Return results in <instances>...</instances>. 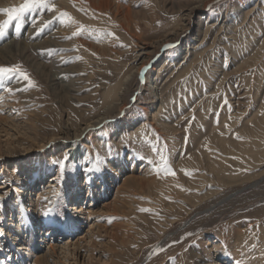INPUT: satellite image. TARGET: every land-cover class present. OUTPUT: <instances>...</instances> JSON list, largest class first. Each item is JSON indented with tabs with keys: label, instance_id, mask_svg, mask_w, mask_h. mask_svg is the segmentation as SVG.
<instances>
[{
	"label": "rangeland",
	"instance_id": "374dc122",
	"mask_svg": "<svg viewBox=\"0 0 264 264\" xmlns=\"http://www.w3.org/2000/svg\"><path fill=\"white\" fill-rule=\"evenodd\" d=\"M62 1L0 37V67L33 82L0 78V264L33 262L23 263L18 207L42 222L57 205L53 237L36 228L38 264H264V0H108L99 13L86 0L61 22ZM124 73V114L76 139Z\"/></svg>",
	"mask_w": 264,
	"mask_h": 264
},
{
	"label": "bare ground",
	"instance_id": "6f19581e",
	"mask_svg": "<svg viewBox=\"0 0 264 264\" xmlns=\"http://www.w3.org/2000/svg\"><path fill=\"white\" fill-rule=\"evenodd\" d=\"M84 1H86V0H63L62 2V7L61 8H59V10H62V9H65V11L71 16H73L74 17V15H73V13L74 12H72V11H70L69 9H70V4L69 3H71L72 2V6L74 7V5L76 6L75 7V10L77 9L78 11L80 10V8L81 7H79V5H82V2H84ZM91 3V2H90ZM92 3H93V5H91L92 7L90 8V9H92V8H94L93 10H96L97 11V13H99V12H101V11H104V10H108V0H106V1H98V4H96L97 3V1H95V0H93L92 1ZM91 3V4H92ZM63 4H66L65 6L63 5ZM95 4L97 5V8L95 7ZM89 9V10H90ZM76 10V11H77ZM81 11H82V9H81ZM82 12H84V11H82ZM76 13V12H75ZM83 14V13H82ZM90 14V13H89ZM193 14H196V11H195V9L193 8V9H191L190 11H189V17H191V16H193ZM80 16V15H79ZM84 17V16H83ZM72 18V17H71ZM127 18V17H126ZM96 20V19H95ZM94 20V21H95ZM128 20V19H127ZM74 22V21H73ZM86 23V22H85ZM88 23V22H87ZM129 23V22H128ZM89 25H91V24H89ZM186 28V27H185ZM184 28V29H185ZM68 29L69 28H67V26H66V28H63V33L65 34V32L66 31H68ZM184 29H182V31L181 32H177L176 34H174V38H177V39H179L180 38V36L181 35H183L184 34ZM30 30H32V29H30ZM180 31V30H179ZM187 31V30H186ZM13 34V33H12ZM165 41H166V39H165ZM183 43H184V46L185 45H187V46H189L188 44H190V39L189 38H186V39H184L183 41H182ZM53 43H55V45H57L56 47H62L61 45H59L56 41H53ZM165 44H167L166 42H161V45L159 46V48H163V46L165 45ZM155 47V46H154ZM142 49V48H141ZM145 49V48H144ZM141 51V50H140ZM146 55H148V54H146ZM146 55H145V52H143L142 51V53L141 54H139V55H137V61H139V60H147L148 58L146 57ZM143 56V57H142ZM181 55H179V57H180ZM149 57V56H148ZM144 63V62H143ZM146 64H148V62L146 63ZM145 65V64H144ZM140 68V67H139ZM144 68V67H143ZM141 70V69H140ZM137 73H139V70H137L136 71ZM123 73V72H122ZM128 74H129V72H128ZM202 75V74H201ZM132 77H133V75H132ZM144 81V85L142 86V88L143 89H146V90H149V92H151V89H149L150 87H148L149 86V84H148V82H147V80H143ZM130 82V81H129ZM129 84L128 83V81H127V77H126V74L124 73L123 75H122V78H121V80H120V82L118 83V85L116 86V87H113V89L110 91V93L108 94V95H106V97H104V101H107V103H108V107L106 108V110L100 115L101 117L99 118V119H97V121H96V123H95V125L94 126H92L91 124H86L83 128H81V130H78V131H76L75 133H74V137L77 139H79V140H81L82 139V137L83 136H85V135H88L89 133V131L91 130V129H96V127H98V126H103L104 125V123H106L108 120V118L111 116V115H113L114 113H118V114H121V113H123L124 114V112H125V110H126V106H127V104H125V101H124V96H123V94H120V90H122V89H120L121 88V86L122 87H125L127 84ZM118 87H119V89H118ZM2 88V87H1ZM0 88V93L3 95H5V97H7L8 95L5 93L6 92V90H2ZM253 88V87H252ZM119 91H118V90ZM3 91V93H2V91ZM126 91V90H125ZM124 92V91H123ZM122 92V93H123ZM152 93V92H151ZM3 95V96H4ZM7 95V96H6ZM152 95V94H151ZM156 95H157V93H156ZM155 96V95H154ZM5 100H8V99H5ZM4 100V103H6L7 101H5ZM10 100V99H9ZM152 102H153V104L154 103H156L155 102V97L151 100ZM7 105H9L8 103H6ZM1 105V104H0ZM12 105V104H11ZM6 106V105H5ZM154 106H155V104H154ZM4 107V106H3ZM11 107V106H10ZM13 107V106H12ZM2 110H4V109H2ZM4 118V117H3ZM122 119H120L119 118V122H118V124H117V127L119 128V130L120 129H124V131H128V130H126V128H128V127H130V123H128V121L127 120H125V119H123L124 117H121ZM5 119H8V118H4V120ZM2 120V119H1ZM9 120V119H8ZM154 120V119H153ZM264 122V121H263ZM4 123V122H3ZM10 123V122H9ZM11 123H12V121H11ZM108 123V122H107ZM6 125V124H5ZM9 128V127H8ZM126 133V132H125ZM59 135V134H58ZM58 135H55L54 137H53V139H51L50 141H48V142H44L43 144H38L39 146V148L41 149V150H46L49 146H50V144L51 143H55V142H57V140H60V139H58V138H60ZM61 135H64L65 137L66 136H68V135H70V131H68V130H66V132H63V134H61ZM36 139V138H35ZM60 149H62V151H64V152H70V151H73V147H72V145L71 144H63L61 147H60ZM88 154H90V153H88ZM76 155H78V157L81 155L80 153H77L76 152ZM79 159V158H78ZM90 159V158H89ZM88 159V160H89ZM116 161V160H115ZM115 161H112V163H110V167L112 168H114V170H115V173H117L118 172V170L117 169H115L116 167H117V165H116V162ZM131 161H132V164H133V162L135 161L136 162V159L134 160V158H131ZM130 161V162H131ZM119 168V167H118ZM121 170V169H120ZM216 171V170H215ZM35 173V171H33V174ZM147 174V173H146ZM43 177L41 176L40 177V179H39V183H42L43 182ZM52 182H54V179H52ZM57 186V185H56ZM81 190H82V186H80L79 187V189H77V190H75V199H77L78 198V195H79V193L81 192ZM19 193H21V192H19ZM93 194V193H92ZM95 196V195H94ZM89 198H91V197H89ZM99 198V197H98ZM97 199V198H96ZM43 202V200L42 201H37V203L35 204V206H33V208L31 209V210H35L36 208H37V206L38 205H42L41 203ZM45 203V202H44ZM60 205V204H59ZM61 206V205H60ZM60 206L58 207V205L55 207V208H53L52 210H48L47 212L49 213V216H48V220L46 221V220H42V222L41 221H37V222H34L33 221V219H34V217H27V216H29L28 214L27 215H22V213L23 212H26V210H24V208L22 207V208H19L18 207V209H17V214L19 215V221H20V223H21V226H20V228L19 229H16L15 230V232L17 233V237L18 238H20V237H22V232H23V230L25 229V232L27 233V238H28V240L26 241V240H23V241H21L20 240V244H21V246L23 247V245L26 247V252H27V255H25L24 257H22V259H23V263H26L27 261H29V260H32L33 262H32V264H38V262H39V260L40 259H38V257L41 255H36V253H41L42 251H41V249H42V247H41V245L39 244V241L37 242V227L39 226H41V233H40V236L42 235V237L44 238V237H49V239H50V237H53V234L55 233V232H57V228L59 227V223L57 222L56 223V221L57 220H60V219H62L63 218V213H62V210L60 209ZM43 207V206H42ZM46 208V207H45ZM46 209H48V208H46ZM75 209H77V208H75ZM46 211V210H45ZM81 211V210H80ZM44 212V211H43ZM78 212V211H77ZM41 216H43V213L41 214ZM24 222V223H23ZM23 223V224H22ZM37 228V229H36ZM67 229H69L70 230V232L69 233H71V231H73V230H75V229H78L79 227H78V224H77V221H73V220H70V221H68V223H67V227H66ZM39 236V235H38ZM50 242V241H49ZM15 243V242H14ZM53 243V242H52ZM11 245H13V244H11ZM15 245V244H14ZM17 246H18V244H16ZM44 253V252H43ZM43 256H47L46 255V253H44L43 254ZM218 256H219V254H218ZM40 263V262H39ZM215 264H228V261H226V258H225V260L224 259H221V261H217Z\"/></svg>",
	"mask_w": 264,
	"mask_h": 264
},
{
	"label": "snow or ice",
	"instance_id": "6c2138e0",
	"mask_svg": "<svg viewBox=\"0 0 264 264\" xmlns=\"http://www.w3.org/2000/svg\"><path fill=\"white\" fill-rule=\"evenodd\" d=\"M37 9H48L49 11L55 10L54 5L51 3V0H24V3L20 5L19 7H12L8 9H0V12H3L8 16V20L5 21L3 24H0V37L4 35V30L7 27L9 23H11L13 20L19 21L20 17L23 16L25 13L34 12ZM65 18H68L71 20L72 18L69 16L68 13L62 12L60 13V19L61 22L64 21ZM6 74L12 75V74H18L23 79L27 80L29 83H33L28 74L22 71L21 66L17 65L12 68H6V67H0V78L5 76ZM9 92H11V89H7ZM65 160H67V157H65ZM163 160V157H162ZM61 168L64 167V164L61 163ZM99 170V169H97ZM165 171H170L169 168H166ZM171 174H175L174 172ZM146 211V210H142Z\"/></svg>",
	"mask_w": 264,
	"mask_h": 264
}]
</instances>
